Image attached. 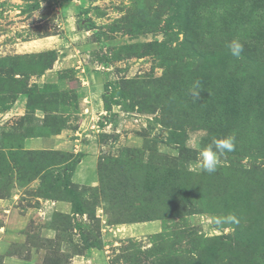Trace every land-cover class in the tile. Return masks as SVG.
Wrapping results in <instances>:
<instances>
[{"label":"rangeland","instance_id":"rangeland-1","mask_svg":"<svg viewBox=\"0 0 264 264\" xmlns=\"http://www.w3.org/2000/svg\"><path fill=\"white\" fill-rule=\"evenodd\" d=\"M63 134L80 152L26 148ZM213 136L235 149L208 173ZM86 146L95 188L72 183ZM42 197L80 217L14 245L31 264H71L117 225L140 232L107 239L110 264H264V0H0V198Z\"/></svg>","mask_w":264,"mask_h":264},{"label":"crops","instance_id":"crops-1","mask_svg":"<svg viewBox=\"0 0 264 264\" xmlns=\"http://www.w3.org/2000/svg\"><path fill=\"white\" fill-rule=\"evenodd\" d=\"M71 147L73 148L71 138L64 134L53 137L31 138L26 142V148L32 151H64L70 150ZM86 148L85 156L75 171L72 172V183L78 186L95 188L100 183L98 158L95 153H91L92 150L89 146H86ZM74 150L79 151L78 148ZM16 205L17 202L14 199L5 200L0 198V257H2L4 264H31L33 252L29 251V256H20L12 252L14 245L23 247L28 245L30 236H36V238L45 242H54L59 234V231L54 227V218L57 215L70 216L74 221L75 216L80 217L75 213L74 204L70 201L40 198L38 207H28L23 210ZM143 227H146L147 232L152 228L150 225H144ZM139 232V227L136 228L130 225L108 226L104 229V237H108L107 239L111 241L113 239L124 240L138 236ZM107 239H105V245L102 249L90 248L86 249L88 251L86 254L72 256L71 264H110L109 253L112 246L106 242Z\"/></svg>","mask_w":264,"mask_h":264},{"label":"clouds","instance_id":"clouds-1","mask_svg":"<svg viewBox=\"0 0 264 264\" xmlns=\"http://www.w3.org/2000/svg\"><path fill=\"white\" fill-rule=\"evenodd\" d=\"M229 53L236 58H240L243 51L244 45L239 41V39H233L226 45ZM200 90H202L199 81L195 82L193 88L191 89V95L194 100L200 98ZM207 136L206 131L198 132L193 137V141H198L200 136ZM235 149V138L234 136H228L225 138H217L213 136L211 142L203 145L201 150L198 153V159L200 167L203 171L208 173H213L217 170V167L220 163V157L223 156L226 152H232ZM158 151L161 154H167L171 156L177 155L172 148L166 144L158 145Z\"/></svg>","mask_w":264,"mask_h":264},{"label":"trees","instance_id":"trees-1","mask_svg":"<svg viewBox=\"0 0 264 264\" xmlns=\"http://www.w3.org/2000/svg\"><path fill=\"white\" fill-rule=\"evenodd\" d=\"M81 162V160L80 161H78V163L75 165V167L73 168V170H72V172H74L75 171V169H76V167L78 166V164ZM42 198H44V199H51V198H48V197H42ZM72 202V201H71ZM76 213H78L77 211H76ZM80 214V213H79ZM58 216H60L61 218H68V219H70L68 216H65V215H58ZM56 218V217H55ZM54 218V221H55V223H54V225H57V222H56V219ZM47 243V242H46ZM87 248L86 249H90V248H97V246H93V245H91V246H86ZM1 260H2V263H4L3 262V259H2V257H1Z\"/></svg>","mask_w":264,"mask_h":264}]
</instances>
